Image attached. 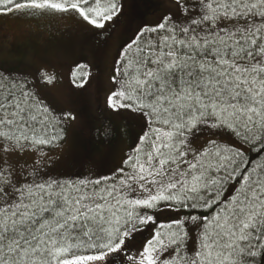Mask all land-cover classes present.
I'll list each match as a JSON object with an SVG mask.
<instances>
[{"label":"snow or ice","instance_id":"1","mask_svg":"<svg viewBox=\"0 0 264 264\" xmlns=\"http://www.w3.org/2000/svg\"><path fill=\"white\" fill-rule=\"evenodd\" d=\"M132 6L0 0V18L73 20L103 46ZM153 14L122 34L95 98L88 137L129 141L103 170L52 155L80 120L46 93L85 89L90 65L0 71V264H264V0Z\"/></svg>","mask_w":264,"mask_h":264},{"label":"rangeland","instance_id":"2","mask_svg":"<svg viewBox=\"0 0 264 264\" xmlns=\"http://www.w3.org/2000/svg\"><path fill=\"white\" fill-rule=\"evenodd\" d=\"M154 20V14L150 13L147 19L135 20L130 24V17L127 16L121 20L107 44L99 46L92 34L73 20L46 18L37 26L28 20L0 18V70H15V73L33 72L41 64L57 63L59 58L63 66L59 67L58 71L66 78L73 61L91 66L92 80L85 89H71L69 93L71 85L65 79L64 83L46 93L58 108L71 109L79 114L80 120L76 127L69 130L68 142L64 148L52 155L60 156L62 152L66 159L91 155L88 156L89 161L103 170L128 150L127 139L118 140L111 150L102 145L95 147V142L87 135V129L94 128L97 124L95 98L98 95L101 101L103 100L112 54L120 40L126 38L122 34L139 24L151 23ZM69 95L70 101L66 99ZM89 166L91 163H85L84 169ZM72 171L76 169L73 168Z\"/></svg>","mask_w":264,"mask_h":264},{"label":"trees","instance_id":"3","mask_svg":"<svg viewBox=\"0 0 264 264\" xmlns=\"http://www.w3.org/2000/svg\"><path fill=\"white\" fill-rule=\"evenodd\" d=\"M129 3L133 5L129 9V17H130V24L134 23L136 21H140L142 19H147L148 15L150 13H154L156 5L159 4L158 0H129ZM4 71V70H0ZM4 72H12L15 73V70L10 71H4ZM92 128V127H90ZM118 140L114 141L110 146L109 149H113L114 145L117 143ZM98 144H94L96 147ZM78 147V146H77ZM91 156V155H88Z\"/></svg>","mask_w":264,"mask_h":264}]
</instances>
